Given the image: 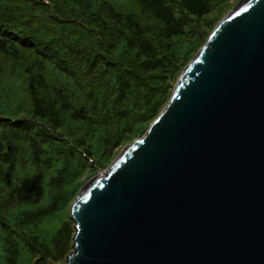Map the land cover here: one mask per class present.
I'll use <instances>...</instances> for the list:
<instances>
[{
    "label": "trees",
    "instance_id": "trees-1",
    "mask_svg": "<svg viewBox=\"0 0 264 264\" xmlns=\"http://www.w3.org/2000/svg\"><path fill=\"white\" fill-rule=\"evenodd\" d=\"M229 1L0 0V264L68 254L73 221L39 222L148 127Z\"/></svg>",
    "mask_w": 264,
    "mask_h": 264
},
{
    "label": "water",
    "instance_id": "water-1",
    "mask_svg": "<svg viewBox=\"0 0 264 264\" xmlns=\"http://www.w3.org/2000/svg\"><path fill=\"white\" fill-rule=\"evenodd\" d=\"M70 203L56 264H264V0H240L146 131Z\"/></svg>",
    "mask_w": 264,
    "mask_h": 264
},
{
    "label": "rangeland",
    "instance_id": "rangeland-1",
    "mask_svg": "<svg viewBox=\"0 0 264 264\" xmlns=\"http://www.w3.org/2000/svg\"><path fill=\"white\" fill-rule=\"evenodd\" d=\"M240 0H230L228 3H226L224 6H223V8H224V10L222 9L221 10V8H219V9H217V10H219V12H213V14H211L210 16H212L213 15V17H215V14H216V17H218L219 16V14H220V19L221 18H223L228 12H230L231 11V9L239 2ZM219 19V20H220ZM218 20V21H219ZM217 21V22H218ZM216 22V23H217ZM215 23V24H216ZM200 24H201V22L200 23H198V26L200 27ZM214 26V25H213ZM211 30V28L210 29H208V32ZM201 46V45H200ZM196 50V49H195ZM195 50L193 51V53L195 52ZM179 73V72H178ZM177 73V74H178ZM177 76V75H176ZM174 77V79L175 78H177V77ZM174 79L173 80H171L170 81V83H169V91L171 92V94H172V90H173V84L175 83V81H174ZM172 89V90H171ZM171 94H169V96L167 97H165V100L163 101V104H162V108H160V111H162L163 109H164V107H165V105L168 103V101L170 100V96H171ZM159 111V112H160ZM153 121V120H152ZM152 121H149L148 123L150 124ZM147 123V125H146V127L149 125ZM147 129V128H146ZM146 129H144L140 134H137V135H135L134 137H133V139L132 140H129L128 142H125V145H126V143L128 144V143H130V142H132L133 140H134V138H137V137H139V136H141V134H143L145 131H146ZM125 145H121L119 148H116L117 150H116V152L114 153V157H112V160H113V158H115L116 157V155L122 150V148L125 146ZM111 160V161H112ZM102 169H104V168H102ZM98 170H101V169H98ZM97 170V172H95L94 173V175H92L90 178H88V177H85V181H84V183H86L88 180H90L91 178H93L94 176H96V175H98V173H99V171ZM83 183V184H84ZM78 193V192H77ZM77 193L75 194V196L77 195ZM74 196V197H75ZM73 197V198H74ZM73 200V199H72ZM71 200V201H72ZM57 207L59 208L60 207V205H57ZM68 208H70V204H69V206H68ZM60 209V208H59ZM58 209V210H59ZM69 211H68V213H67V208H63V209H61V210H59V211H54L51 215H50V218L49 217H46V218H44L42 221H40L39 222V224H38V226H39V228L41 229V231L40 232H43L44 233V237H45V239L46 240H49V238L51 237V235L55 232V230L58 228V227H60L61 226V224L64 222V221H66V220H68L69 219V221H70V218H69ZM70 246H72V239L69 241V244H68V248H67V253H69V252H71V250H72V247H70ZM51 255H52V253H50L49 254V256L46 258V261H45V264H56V263H58V262H64V260L66 259V256L64 255L63 257H60V258H58L57 260H52L51 258ZM31 261V260H30ZM26 264H32V262H30V263H27L26 262Z\"/></svg>",
    "mask_w": 264,
    "mask_h": 264
},
{
    "label": "clouds",
    "instance_id": "clouds-1",
    "mask_svg": "<svg viewBox=\"0 0 264 264\" xmlns=\"http://www.w3.org/2000/svg\"><path fill=\"white\" fill-rule=\"evenodd\" d=\"M210 32H211V31H210ZM209 34H210V33H209ZM208 36H209V35H208ZM208 36H207V37H208ZM191 59H192V58H191ZM181 72H182V71H181ZM179 75H180V74H179ZM179 75H178V76H179Z\"/></svg>",
    "mask_w": 264,
    "mask_h": 264
}]
</instances>
